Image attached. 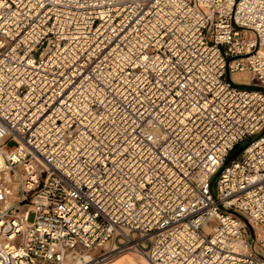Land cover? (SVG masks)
Segmentation results:
<instances>
[{
	"label": "built area",
	"instance_id": "1",
	"mask_svg": "<svg viewBox=\"0 0 264 264\" xmlns=\"http://www.w3.org/2000/svg\"><path fill=\"white\" fill-rule=\"evenodd\" d=\"M129 252L264 264V0H0V264Z\"/></svg>",
	"mask_w": 264,
	"mask_h": 264
},
{
	"label": "rangeland",
	"instance_id": "2",
	"mask_svg": "<svg viewBox=\"0 0 264 264\" xmlns=\"http://www.w3.org/2000/svg\"><path fill=\"white\" fill-rule=\"evenodd\" d=\"M235 80L237 81H241V82H250L251 81V75L249 74H236L235 75ZM261 136L260 134L255 135L252 139H256L258 137ZM250 140H246L243 143H241L239 146H237L230 154H229V159H233L238 152L241 150V148H243L244 146H246L248 144ZM216 178L214 179V184H215ZM214 192L216 193V190H214ZM129 260H136L138 261V257H136L132 252H129L128 255L122 257L121 259H119L118 261H116L113 264H123L125 261H129ZM141 263V262H140ZM110 264V263H109Z\"/></svg>",
	"mask_w": 264,
	"mask_h": 264
},
{
	"label": "bare ground",
	"instance_id": "3",
	"mask_svg": "<svg viewBox=\"0 0 264 264\" xmlns=\"http://www.w3.org/2000/svg\"><path fill=\"white\" fill-rule=\"evenodd\" d=\"M136 257H138V261L136 260H129V261H125L123 264L125 263H134V264H150L146 259L145 257L141 254V253H137V252H132ZM129 253H124L122 254L121 256H118L112 260H109V261H101V262H90V264H113L115 263L116 261H118L119 259H121L122 257L128 255ZM141 262V263H140Z\"/></svg>",
	"mask_w": 264,
	"mask_h": 264
},
{
	"label": "trees",
	"instance_id": "4",
	"mask_svg": "<svg viewBox=\"0 0 264 264\" xmlns=\"http://www.w3.org/2000/svg\"><path fill=\"white\" fill-rule=\"evenodd\" d=\"M240 152V151H239ZM239 152H238V154H239Z\"/></svg>",
	"mask_w": 264,
	"mask_h": 264
}]
</instances>
